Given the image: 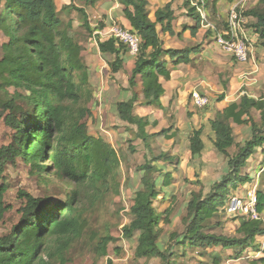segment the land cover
<instances>
[{
  "label": "trees",
  "instance_id": "1",
  "mask_svg": "<svg viewBox=\"0 0 264 264\" xmlns=\"http://www.w3.org/2000/svg\"><path fill=\"white\" fill-rule=\"evenodd\" d=\"M71 1L72 4L58 10L55 0H0V35L6 40L0 47V122L13 133L11 142L0 146V223L12 210L5 201L8 186L4 182V173L18 160L28 163L35 173L51 172L66 179L71 186L65 202L58 204L48 198L17 192L16 198L21 204L15 211L16 221L7 233L0 235V264H51L54 260L68 264L71 259L65 258V254L70 252L71 245L81 238L85 229V222L80 221L81 214L93 208L119 166L116 151L104 137L88 133L84 119L90 114L93 90L82 58L83 47L71 34L72 23L68 21L64 26L60 13L69 10L80 16V27L94 39L98 52L113 58L109 63L112 76L122 69V56L127 50L114 39L95 34L103 26L92 27L85 9L75 6V0ZM77 1L90 7L98 2ZM215 1L210 0V3ZM226 1L235 3L239 0ZM116 3L123 7L122 15L130 26L127 30L139 39L128 86L134 89L139 82L144 104L156 105L162 110L159 99L164 90L158 78H170L166 58L174 60L177 53L188 52L164 49L160 40L159 33L172 34L171 4L157 9L154 21H151L146 0H116ZM204 4L207 10L208 0H204ZM184 7L196 23L190 33L194 35L199 16L188 2ZM242 15L254 19L250 27L258 37V45L264 49V0H257L256 6ZM225 26L226 23L217 29L221 31ZM190 62L188 56L182 55L175 64ZM218 99L222 101L223 95ZM136 101L137 95H133L129 100L115 104L118 121L135 127V138L145 147L150 138L172 139L167 136L171 128L157 134L147 133V128H155L157 123H149L133 114ZM253 112L258 113V123L251 117ZM208 124L214 134L213 147L225 158L227 172L220 182L213 184L208 197L197 196L188 202L186 216L182 219L185 231L180 240L179 236L172 238L174 245L167 250L158 246L159 223H169L170 208L163 211L162 219L153 202L158 201L162 193L166 194L163 190L173 182L171 172H163L157 167L169 157L152 155L139 166L141 186L133 197L129 223L121 230L126 240L138 234L135 259H158L161 264H174L172 261L183 256L185 248L233 250L234 257L239 258L246 249L255 250L257 237H264V222L247 217L237 218L238 226L232 238L205 233L209 222L224 213L227 197L238 190L239 184L251 181L248 175L242 174L248 160L257 149L264 154V100L242 95L238 102L217 112ZM232 124L249 127L250 138L243 144L236 143ZM201 134V128L189 134L191 160L199 159L202 154ZM233 148L235 152L231 155L229 150ZM261 174L264 175V171ZM85 190L89 195L84 194ZM257 212L259 215L264 213V192L258 190ZM114 242L108 234L94 238L91 251L99 258L106 257L109 245ZM174 246L177 252H173ZM115 251L118 254V250ZM213 258L214 263L219 261L218 255ZM107 264L112 262L108 260ZM250 264H264V256Z\"/></svg>",
  "mask_w": 264,
  "mask_h": 264
},
{
  "label": "rangeland",
  "instance_id": "2",
  "mask_svg": "<svg viewBox=\"0 0 264 264\" xmlns=\"http://www.w3.org/2000/svg\"><path fill=\"white\" fill-rule=\"evenodd\" d=\"M63 1L56 0L59 10L64 6ZM68 2V1H66ZM76 6H84L92 17L91 11L86 7L84 3H78L77 0L74 1ZM228 3L226 0H216L213 4L208 0V17L209 21L215 25L217 28L221 29L226 23V18L230 9L233 6H242L241 11L246 12L251 10L256 6L254 4L255 0H247L244 3ZM69 3H73L71 0ZM246 18V17H245ZM60 19L62 20L64 26L67 25L68 21L72 23L71 34L75 36L77 42L82 45L83 52L82 58L84 64L88 60L89 56L95 57L97 61H101V57L96 52V46H94V39L89 38L84 30L80 27L81 19L80 16L74 11H63L60 13ZM245 29L248 30L250 34V42L248 43L251 48L249 49L248 61L246 63H237L234 58L230 55L223 53L212 40L213 36H208L206 39L209 40L208 44H204L205 48H208L207 56H202L203 60H199L198 63L189 66L190 72L198 75L192 81L200 80L207 84L209 91L206 97L209 102H220L219 97L220 92L223 89L229 88V82L233 75H237V68L239 67H250L251 65L256 66L259 71L256 74L261 73L264 75V49L260 48L259 51H253V49L259 48L257 45L258 37L252 36L254 32L250 27L254 23V19L246 18ZM175 21H177L175 19ZM175 25V24H174ZM95 36V34H93ZM211 38V39H210ZM205 40V38H204ZM6 40L0 35V47ZM93 45V47H92ZM198 43L190 44L189 48L195 47ZM212 49H211V48ZM261 52V53H260ZM1 54V51H0ZM186 53H177L175 59ZM188 56H197L196 51H191L187 53ZM204 55V53H203ZM212 60V61H210ZM249 60H253L251 63ZM226 61V63H222ZM108 67L110 66L109 63ZM194 71H191V70ZM261 71V72H260ZM255 74V75H256ZM128 76L121 74L118 77V81L111 82L108 78V70H104L101 75L93 76L91 82H89L90 87L93 90V101L89 104L90 114L84 119L87 124L88 133L91 135L102 136L104 139L114 146V150L119 157V166L117 168L116 174L109 181V187L103 191L100 197L95 201L93 208L89 211L84 212L80 216V221L85 222V229L81 238L75 241L71 245L70 252L65 254V258L71 259L68 264H107V261H111L112 264H161L158 259H135L134 249L136 247L137 233L134 234L132 239L126 240L122 237V227L129 223V211L132 206L133 197L136 191L140 189V173L138 172L139 166L144 164L145 159L149 160L152 155L158 156L164 154L163 150L170 147V143L161 137L150 138L147 141V147L144 146L143 142L135 138L136 129L135 127H130L114 121L112 114L115 113L114 109L111 111L106 107L109 104V99L112 98V94L105 97L107 92L105 91L107 87L113 85L117 89L113 88L116 92L121 90V86L125 84V80ZM238 83V82H237ZM254 83L250 88L256 86ZM244 88L243 90H246ZM101 90V91H100ZM229 91V89H228ZM227 91V93H228ZM97 93V94H96ZM199 93V92H198ZM223 96L225 94H222ZM105 97V98H104ZM96 98V99H95ZM123 99V96L119 95L118 100ZM187 103H190L189 94L185 96ZM210 105L203 109H195L196 117L201 119L203 111H207ZM216 107V106H215ZM163 111V109H162ZM164 120L157 122L155 128H147L148 133L159 132L163 129H168V127H174L176 117L179 116L177 125L182 131V137L177 138V141L171 145V148L177 146L182 152L184 147V133H190V119L189 116H183L182 112H176L174 106L167 110ZM169 116V117H168ZM256 122H259L258 113L253 112L252 116ZM110 119V120H109ZM197 122V121H196ZM207 124V123H205ZM234 136L237 142L242 143L243 141L250 138V129L248 126H233ZM12 131L5 127L3 122H0V146L7 145L12 140ZM117 143V145L115 144ZM216 152V151H215ZM235 149H230L229 153L232 155ZM216 154H219L216 152ZM220 155V154H219ZM260 151L258 149L252 155V158L247 162L248 167H252L250 174H253L255 168L260 164L256 165ZM177 160L176 157L169 158L166 162L158 163V167L169 165L171 168L174 166V161ZM169 161V162H168ZM220 164L222 168L220 169ZM254 164V166H253ZM169 167V168H170ZM226 167V160L222 156V160L216 163V171L214 172L217 177L215 182L220 181L219 177H222ZM166 169V167H165ZM164 170V169H163ZM245 167L242 170V174L248 175ZM200 174V173H199ZM199 174L194 175V180L189 181L188 179L172 182L171 186L163 190L166 194H161L158 201L153 202L158 214H162L166 208H170L169 223L165 222L159 223V248L161 250L168 249L171 245H174L172 238L181 235L185 231V223L182 219L186 216V205L188 202L199 196L200 198H206L211 192L210 181H201ZM211 176V173H209ZM191 177L190 174L184 173V177ZM209 175L206 178L210 177ZM249 176V175H248ZM4 182L8 186V191L5 195V201L11 205L12 210L6 216L3 223H0V235L7 233L12 224L16 221L15 211L19 208L21 201L16 198L17 192L23 191L35 198H48L53 203L65 202L68 196L71 186L68 184L66 179L59 178L51 172L48 173H35L31 171V166L26 162L17 161L15 166H8L4 173ZM251 181L245 185L239 184L238 191L232 193L234 195L241 196L245 188H249ZM240 188V189H239ZM242 188V189H241ZM258 191L264 192V175H260ZM91 192V191H90ZM85 195H89V191H84ZM165 196V197H164ZM163 197V199H161ZM224 209V208H223ZM261 220L264 222V213L260 215ZM164 215L162 214V219ZM236 218V220H235ZM237 218L239 216H231L225 211L221 213L208 224V229L205 233L222 235L228 238L235 236V229L238 226ZM110 235L115 239L113 244H110L107 250V256L99 258L94 253H92V240L94 238H101L106 235ZM257 246L255 250L251 251L246 249L239 258H235V252L233 250L221 251V249H207L203 250L201 248L189 249L185 248L184 255L179 256L175 259L174 264H250L251 261L262 258L264 256V237H257ZM115 250H118V254ZM177 247H173V252H177ZM263 251V252H262ZM180 254V253H179ZM203 254V255H202ZM218 255L219 261L214 263V255ZM51 264H59L57 260L51 262Z\"/></svg>",
  "mask_w": 264,
  "mask_h": 264
},
{
  "label": "crops",
  "instance_id": "3",
  "mask_svg": "<svg viewBox=\"0 0 264 264\" xmlns=\"http://www.w3.org/2000/svg\"><path fill=\"white\" fill-rule=\"evenodd\" d=\"M69 1L70 0L63 1L64 6L62 8L69 6L71 4L69 3ZM193 1L194 0H146L148 17L151 21H154V12L157 9L164 7L166 4H171V9L173 11V16H174V19L172 21V34L159 33L160 40L163 43V48L171 49L176 52L188 51L187 53H189L191 51H196V53L198 54L197 56L193 55L192 57L188 56L187 53L184 54L185 56H188V58L191 61L187 65L182 64V63L175 64L178 58L174 60L166 58V62H167L166 67L168 68L170 78L169 80H165L163 77L158 78V82L161 84L164 90L163 95L159 99V103H160V106L163 108V111L160 110L156 105L146 106L144 104L142 96H141V92H140L139 82H138V87L134 89L129 88L128 77L130 75L131 70L134 67L135 58L130 56L128 53L122 56L123 58L122 69L113 76L110 74V70L107 64L109 61H112L113 58L109 55L100 54L97 50V47L95 49H96L97 54L101 57V61H97L95 57L89 56L88 60H86L85 65L87 66L89 82H91V79L93 78V76L95 77L99 74L101 75V73H103L104 70H108V78L110 79L111 82L118 81L119 80L118 77L121 74L128 76L127 79L125 80V84L121 86L122 87L121 90H118L116 92L115 90H113V88L117 89V87L113 85H110L105 90L107 92V94L105 95L106 98H108V95L112 94V98H110L108 101L109 102L108 106L106 105V107L110 111L114 109V106L116 103L127 101L130 98H132L133 95H137V101L133 106V114L137 117L147 119L149 123H153V122L157 123L160 120H164L165 117H167L166 116L167 110L171 109L172 106H174V109L176 110V112H182L183 116H189V118H191L189 122L191 126L190 130L192 131V130H197L200 128L202 129V134H201V141L203 144L202 154L200 155L199 159L191 160V155L189 152V141H188V137L190 133L188 132L184 133L185 149L182 152L179 150L177 146H174L173 148H171V145H173L174 142L177 141V138L182 137L183 135L182 131H180V128L177 125L179 116H175L176 117L175 126L168 127V128H171L170 129L171 131L167 133V136H171L172 139H166L165 137H161V136L160 137L170 143V147L168 149H164L163 153L165 155H168V157L171 159L176 157L177 160L174 161V166L172 168L169 165H167L168 164L167 163L166 166L162 167L164 169V170L162 169V171L171 172L172 177H173V182L176 180L177 181L181 180L180 176H182L183 179H188L189 181H191V180H194L195 173L196 175L200 173L199 174L200 180L210 181L209 184L212 187L213 184L220 182V181L215 182V179L217 177H215L216 174L214 172L217 169L216 163L218 162V160L219 161L222 160V155L220 153H219L220 155L216 154L217 151L214 149L213 143H212L214 140V134L210 130L208 123L210 120L214 118V115L217 112H222L223 109L226 108L228 105L234 102H238L239 98L242 95H246L254 99L260 98L264 100V75L261 76V73H262L261 71H260L261 72L260 75L256 74L259 71V69H257L256 66L253 67L251 65L250 67L237 68L238 74L236 76L233 75L232 79L229 82V88H228L229 91L228 89L227 90L223 89V91L220 92L221 95L225 94L223 96L224 99L216 103H213L212 101L209 102L208 105L210 106L207 109V111H203V113L201 114L202 115L201 119L195 116L197 114L196 110L198 108L194 107L191 101L190 103H187L185 96L188 94L190 96V93L193 91H197L201 95L206 96V95H209L208 94L209 88L207 84H204V82H201L202 79L192 81L195 77L197 78L198 75L195 74V71L193 69L191 71H194V73L188 70H189V66L198 63L199 60L202 61L203 60L202 56H207L209 47L205 48L204 44H208L209 40L206 39L207 38L206 36L207 35L211 36V33L201 28L200 25H198V29L196 30L195 34L194 35L190 34L191 28H194L196 23L194 21V18L188 15L189 11L188 9L184 7V3L188 2L189 7L192 8L194 7L193 6L194 4L192 3ZM255 3H257V0H255L254 4ZM55 5L57 9L59 10L56 0H55ZM78 7L86 9L84 6H78ZM88 8L91 11V15H92L91 18H90V14L88 13V11L87 10L85 11L88 15V20L90 22V25L92 27L97 26V25L103 26L100 31L95 32V34H97L98 36L100 35L101 38H104V35L108 32V29L113 22L118 23L125 29H130L128 21L122 15L123 7L119 5L118 3H116V0H98L95 6L93 7L89 6ZM205 11L208 16L209 14L207 10ZM175 19L177 21H175ZM158 31H159V27H158ZM252 36L257 37L256 34H252ZM192 43H196V44L198 43V45H196L195 47L189 48L190 44ZM94 46H95V43H94ZM257 47L259 48L253 49V51L254 50L259 51V49L262 48L259 45H257ZM181 57L182 56H180L179 58ZM249 61L251 63H254L253 60L252 61L249 60ZM222 63H226V61L225 62L222 61ZM254 83H257V85L254 86L253 88H250L248 91L247 88L254 85ZM244 88H246L247 91L243 90ZM120 93L123 96V99L118 100ZM112 116L114 118V121L122 123L118 121L117 117L115 116V113L112 114ZM233 126L234 125L232 124L231 127H232L233 136H234ZM149 128H152V127H149ZM159 132L148 133L147 131L148 134H154V133L157 134ZM94 136H97V135H94ZM245 141H243L240 144H243ZM111 143L112 142H109V144L114 149V146ZM236 143L239 144V142L237 141ZM115 144L117 145L116 142ZM258 151H260V155L258 157V161L256 162V165L260 164V167L258 168L257 166L255 168L254 173L250 174V171H252V167L251 166L248 167V165H246V168H247L246 173L247 174L249 173L248 175L251 181H254L257 177H260L261 173L264 171V154L262 153L261 149H258ZM221 168L222 166L220 164V169ZM223 170L224 168H222V171ZM226 172H227V166L225 167L224 174ZM184 173L190 174L191 177L189 176L184 177ZM209 173H211V176ZM208 175L210 177L206 178ZM222 177H219V179L221 180Z\"/></svg>",
  "mask_w": 264,
  "mask_h": 264
},
{
  "label": "built area",
  "instance_id": "4",
  "mask_svg": "<svg viewBox=\"0 0 264 264\" xmlns=\"http://www.w3.org/2000/svg\"><path fill=\"white\" fill-rule=\"evenodd\" d=\"M246 0H239L238 3H244ZM199 16V25L206 31L213 34V41L220 50L230 55L237 63H246L248 61L250 34L245 29L246 18L242 15V6H233L226 18V26L223 30H218L207 16L204 8V0H194L192 2ZM100 36V35H99ZM104 38H112L117 43L126 47L127 53L135 57L139 50V39L129 30L113 22L104 35ZM189 99L194 107L202 109L209 104L206 96L197 91L190 93ZM259 177L251 181L249 188H245L241 196L230 194L225 202L224 211L231 216L247 217L250 220H260L261 217L257 212V189Z\"/></svg>",
  "mask_w": 264,
  "mask_h": 264
}]
</instances>
